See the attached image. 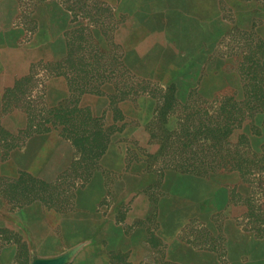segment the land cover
Instances as JSON below:
<instances>
[{
  "label": "rangeland",
  "instance_id": "rangeland-1",
  "mask_svg": "<svg viewBox=\"0 0 264 264\" xmlns=\"http://www.w3.org/2000/svg\"><path fill=\"white\" fill-rule=\"evenodd\" d=\"M257 63L264 0H0V264H181L141 259L132 241L156 218L132 201L144 192L157 204L160 170L186 164L204 173L179 191L210 211L181 237L237 258L220 264H264V184L217 167L237 144L261 151L264 129L245 117L226 139L213 131L220 107L264 78ZM168 85L177 104L162 116ZM76 100L109 136L95 164L61 134Z\"/></svg>",
  "mask_w": 264,
  "mask_h": 264
},
{
  "label": "trees",
  "instance_id": "trees-1",
  "mask_svg": "<svg viewBox=\"0 0 264 264\" xmlns=\"http://www.w3.org/2000/svg\"><path fill=\"white\" fill-rule=\"evenodd\" d=\"M71 45L72 43H67V52L61 62L63 63V69H65L63 75L67 79L68 75H71L70 78L72 80V78H74L80 71L77 65L80 58ZM253 71L254 74L257 72L264 73V65L262 66L261 64L257 63ZM143 92L148 94L152 93L148 92L147 90L140 91V93ZM165 92L166 94L160 97L163 99V102L156 109L157 113L161 114L162 116L172 114L174 112L173 110H175L174 105L177 104L174 96V86L168 85ZM79 93L81 94L82 91ZM248 93L249 96L244 97L243 100L230 98L229 100L231 102L228 101L227 104L225 103L220 107L219 110L222 111V117H224V120L218 122L219 128L217 126L213 128V131L220 132V129L224 128V132L221 134L224 139H226L233 127L241 126L245 117L250 119V124L252 128L255 129L257 135H260L261 130L264 129V78H260L256 82L254 81V83L251 84V91ZM112 104L115 103L112 101L111 105ZM71 105H73L71 114H75V116L71 118L67 117L63 120L61 134L65 139L71 142L75 151L80 154V158L82 160H90L92 164H95L106 149L107 143L109 141L108 133L101 124V119L98 117H93L87 107H79L77 100L72 102ZM257 114H262L263 116L260 125L254 123L255 116ZM66 125L68 126L66 127ZM193 129V126L190 128H185L184 135H191L193 133ZM166 133L169 134L170 132L166 130ZM242 146L243 150H240L241 144H237L235 146V162L219 164L217 167L227 171L238 172L241 183L243 184L250 183L253 185V187L254 184H264V147H262L261 151L258 152L251 149L249 144H244ZM165 170L166 169H162L160 171L163 172ZM173 170L197 175L204 173L193 168V164H186V166L175 165ZM263 236L264 232L259 235V237Z\"/></svg>",
  "mask_w": 264,
  "mask_h": 264
},
{
  "label": "crops",
  "instance_id": "crops-1",
  "mask_svg": "<svg viewBox=\"0 0 264 264\" xmlns=\"http://www.w3.org/2000/svg\"><path fill=\"white\" fill-rule=\"evenodd\" d=\"M187 177L191 181L193 178L198 179L195 174L173 170L159 173L158 178H156L160 195L157 204L155 199H150L151 196L144 192H140L134 197L132 207L142 206L146 209L152 207L151 209H154L156 218V224L152 228L139 225V229H143L145 234L132 241V244L137 245L141 251V259L157 260L159 258L160 260H170L181 264L195 262L197 264H220L224 259L237 260L235 256L228 254V257H226V253L219 251L220 248L217 242L208 241L194 247L181 237L180 233L187 224L200 215H208L210 211L208 206L204 208V205L200 204L199 201H197V204H194L193 201L188 203L186 195L179 191L182 180ZM206 186L208 190L209 184L206 183ZM203 199H210V195L207 194ZM151 238L154 239L153 243Z\"/></svg>",
  "mask_w": 264,
  "mask_h": 264
}]
</instances>
